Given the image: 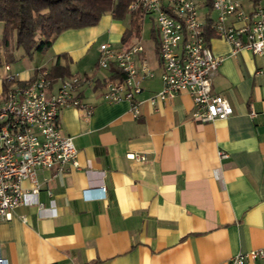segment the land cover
Wrapping results in <instances>:
<instances>
[{"label": "crops", "instance_id": "1", "mask_svg": "<svg viewBox=\"0 0 264 264\" xmlns=\"http://www.w3.org/2000/svg\"><path fill=\"white\" fill-rule=\"evenodd\" d=\"M236 1L245 12L254 6L253 0ZM199 12L208 22L216 17L206 2ZM227 23L242 24L233 17ZM125 28L105 14L96 26L62 32L27 67L21 62L12 69L14 50L3 51L10 70L0 72V97L8 73L26 81L38 68L67 61L71 75L88 79L79 96L92 107L87 115L66 106L58 116L60 132L78 149L79 168L38 170L37 200L44 210L24 204L10 220H0L8 264H228L264 247V50L233 53L213 31L207 36L221 57L211 85L232 107L227 118H193L187 92L150 105L145 99L161 88L160 72L152 69L153 76L142 80L134 115L127 101L103 100L100 79L107 71L97 67L99 45L122 44ZM108 32L111 38L89 56ZM132 38L141 41V32L127 41ZM130 153L145 159H130ZM242 264H264V255Z\"/></svg>", "mask_w": 264, "mask_h": 264}, {"label": "built area", "instance_id": "2", "mask_svg": "<svg viewBox=\"0 0 264 264\" xmlns=\"http://www.w3.org/2000/svg\"><path fill=\"white\" fill-rule=\"evenodd\" d=\"M206 1L132 0L128 5L129 12L139 14L140 28L149 18L157 36L155 54L161 88L145 101L156 105L187 92L194 106L192 117L202 122L225 119L233 111L226 98L212 91V76L221 57L212 53L205 35L208 21L199 8ZM211 7L216 17L208 26L231 45L233 53L242 49L253 54L263 52V5L257 3L245 12L236 0H211ZM230 17L242 24H228ZM132 39L117 47L101 43L97 67L107 71L100 79L103 100L107 103L127 101L132 113L137 115L142 102L137 99L143 90L142 80L152 77L153 71L147 64L140 39ZM3 68L10 70L9 64H4ZM116 72L122 76L117 77ZM4 79L10 84L0 97V220L7 221L20 205H35L40 212L44 210L37 200L38 170L54 168L64 172L68 168H79L78 149L71 136L60 132L58 116L66 106L83 109L87 115L91 114L92 107L84 104L79 96L81 85L88 82L86 77L70 75L51 79L48 69L38 68L26 81H20L17 73H8ZM127 156L139 161L145 159L143 154ZM225 156L220 152V157ZM24 181L31 184L29 189L23 188ZM51 205H54L53 200ZM263 255L264 247L252 249L235 255L228 264H242ZM0 264H8L1 249Z\"/></svg>", "mask_w": 264, "mask_h": 264}, {"label": "trees", "instance_id": "3", "mask_svg": "<svg viewBox=\"0 0 264 264\" xmlns=\"http://www.w3.org/2000/svg\"><path fill=\"white\" fill-rule=\"evenodd\" d=\"M132 0H0V22L3 28L0 36V66L3 63V51H22V56L32 58L36 53L44 54L55 39L68 29H80L96 26L101 17L110 14L114 20H123L128 16V25L121 35L124 43L140 33L139 14L131 13L128 5ZM260 0H253V5ZM211 11V0L206 1ZM205 27V35H212ZM153 32V31H152ZM155 43L157 36L152 34ZM157 46V44H156ZM5 61V60H4ZM9 59L6 60L8 62ZM51 79L70 76L68 63L56 61L49 69ZM117 77L122 75L116 72ZM10 82L2 80L3 93Z\"/></svg>", "mask_w": 264, "mask_h": 264}, {"label": "rangeland", "instance_id": "4", "mask_svg": "<svg viewBox=\"0 0 264 264\" xmlns=\"http://www.w3.org/2000/svg\"><path fill=\"white\" fill-rule=\"evenodd\" d=\"M200 12L202 13V12H204V10L201 9ZM128 20H129V18H128V16H126L123 20H120V25L124 26V27H127ZM2 27H3V23L0 22V36H1V32H2ZM141 30H142L141 31V35H142V40L141 41H142V44H143L144 49H145L147 64L152 70H155V71L159 70V72H160V69H159L158 64H157V57H156V54H155V51H154L153 39H152V36H151L152 35V33H151V23L149 21V18H147L143 22ZM111 36H112L111 33L108 32V33L102 35L100 38H98L97 42L90 48V51H89L88 55L90 56V55H92L94 53L95 48L98 45V43H100L101 41L109 40L111 38ZM111 42H112L111 44L113 46H115V47H117L119 45V43H120V41H117V42L111 41ZM22 54H23L22 51L14 49L15 61H12V62L9 61V64L12 67V69H14L15 66H18V65H20L22 63L24 64V66L32 65V63L34 62V57H32V58L24 57V56H22ZM4 64H5V61L3 60V64L0 66V72L4 70V68H3Z\"/></svg>", "mask_w": 264, "mask_h": 264}]
</instances>
